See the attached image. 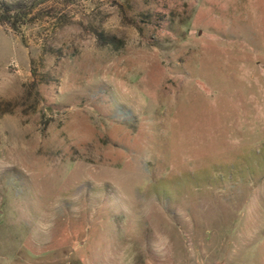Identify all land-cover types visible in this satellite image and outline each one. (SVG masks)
Instances as JSON below:
<instances>
[{"label": "rangeland", "instance_id": "obj_1", "mask_svg": "<svg viewBox=\"0 0 264 264\" xmlns=\"http://www.w3.org/2000/svg\"><path fill=\"white\" fill-rule=\"evenodd\" d=\"M0 3V264H264V0Z\"/></svg>", "mask_w": 264, "mask_h": 264}, {"label": "trees", "instance_id": "obj_2", "mask_svg": "<svg viewBox=\"0 0 264 264\" xmlns=\"http://www.w3.org/2000/svg\"><path fill=\"white\" fill-rule=\"evenodd\" d=\"M21 17V11L17 10H10L4 7L0 3V21L1 22H10L12 26H15L18 22V20Z\"/></svg>", "mask_w": 264, "mask_h": 264}]
</instances>
